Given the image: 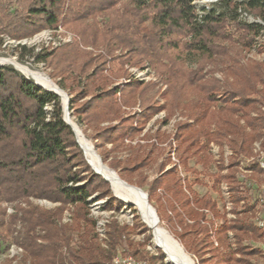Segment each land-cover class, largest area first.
I'll list each match as a JSON object with an SVG mask.
<instances>
[{"label": "trees", "instance_id": "obj_1", "mask_svg": "<svg viewBox=\"0 0 264 264\" xmlns=\"http://www.w3.org/2000/svg\"><path fill=\"white\" fill-rule=\"evenodd\" d=\"M195 1L0 0V35L7 33L20 40L59 25L75 32L72 42L45 50L40 58L54 69L53 77H61L63 88L72 87L70 109L91 129L89 136L98 148L105 149L102 161L106 162L109 152L132 148L128 157H114L109 163L127 182L134 183L130 180L133 173L151 165L168 140L165 132L157 131L145 134V143L125 144L126 139L142 133L163 108L148 97L155 83L144 85L131 79L112 86L117 79L128 77L126 64L141 66L145 59L168 83L173 99L180 95L198 97L184 113L193 122H177L175 139L184 165L189 168L188 160L201 153L208 159L211 141L226 142L234 152L227 168L234 170L237 157L249 155L254 142L264 139V112L259 106L264 102V61L243 64L231 53L251 48L255 36L264 30L262 23H249L240 16L242 8L264 21V0H219L211 9H203L200 16ZM103 12L112 17L102 25L86 21L88 15ZM181 32L190 33L187 48L221 66L218 70L225 74L224 82L209 76L202 62L196 69H186L179 55L167 53L166 47H178L172 37ZM119 49L120 54L116 52ZM165 58L169 60L163 61ZM138 99L141 112L126 116L124 107L135 106ZM49 104L50 112L46 109ZM214 104L220 106L214 109ZM104 122L109 124L102 125ZM76 138L64 120L59 95L39 87L13 66H0V235L8 245L12 240L23 249L28 264H114L118 246H123L127 228L117 221L109 225L108 248L97 240V220L90 216L89 198L94 194L97 199L107 198L106 208H119L121 201L114 196L109 181L91 168ZM106 143L112 148L106 149ZM144 148L150 149L147 154ZM165 166L166 162L159 164L148 197L185 250L195 254L199 264H256L253 258L263 251L252 242L263 239L264 230L247 212L236 209L243 197L235 173L216 176L215 186L231 182L236 218L220 225L219 245L214 246L208 225L203 223L207 213L202 210L219 216L212 193L208 190L200 197L192 189L188 192L192 186L185 181L184 187L177 167ZM218 166L221 172L226 168L223 158ZM143 182L136 185L143 187ZM31 198L60 202L61 206L45 209L33 204ZM4 202H15V211L7 215ZM67 204L75 205L73 221L62 223ZM229 231L234 232L235 247L228 240ZM126 242L124 252L130 250L131 255L146 258L147 252L130 240ZM207 249L216 261L208 263ZM160 256L164 258V253Z\"/></svg>", "mask_w": 264, "mask_h": 264}, {"label": "rangeland", "instance_id": "obj_2", "mask_svg": "<svg viewBox=\"0 0 264 264\" xmlns=\"http://www.w3.org/2000/svg\"><path fill=\"white\" fill-rule=\"evenodd\" d=\"M238 1H246V0H238ZM218 2L219 0H196L194 4L196 6L197 13L200 16L204 13L203 9H207V10L211 9L213 7V4ZM219 6L220 8H222L221 5ZM244 12L246 11L241 8L240 16L242 19L245 17V19H247L248 22L250 21L249 23L257 22L260 21L259 19H261L249 12H247L249 15L246 16ZM109 17H112V15L111 14L105 15V13L103 12V13H98L96 15H88L86 17L87 19L86 21L88 23H93L95 25L98 24L102 25V23L105 20H108ZM230 29L234 30L233 27ZM74 36H75V32L67 29L64 25H59L57 29H51V28L41 29L32 36L20 40L11 38L7 33H2L0 35L2 39L0 43V56L4 58H14L20 61L21 63L27 64L32 69L44 71L59 86H61L59 84L61 77H53L52 73L54 69L46 61H42L40 57L45 50H52L54 47H57L64 43L72 42ZM235 37H236L235 39H237L238 35L236 34ZM190 38L191 36L189 32L188 33L181 32L178 34L176 33L174 37H172V40L178 41L177 44L178 47L173 48L169 46L166 47L165 50L169 55H179L180 61L183 64V67L186 69H196L201 64L200 62H202V64L205 65V71L206 70L210 71L209 76L214 75L220 78L222 82H224L226 76L225 74H223L221 71L218 70L219 69L218 67L221 66H218L216 63H212L200 58L195 51L186 47L185 43ZM23 45L26 48H23L22 47ZM116 52L120 54L121 50L119 49ZM231 53L233 55L238 56L241 59V63L243 64L253 61H264V30L259 35L255 36L251 48H247L243 50L241 49L240 51H232ZM168 60H169L168 58H165L163 61H168ZM4 65L13 66L15 68V66L12 64L5 63ZM125 67L129 74L128 77H121L117 79L112 84V86L123 84L131 79L139 80L142 83H144V85L148 83H155L156 87L154 90H152L149 93L148 97H150L151 102L154 103L155 105L163 106V108L160 111H158L153 116V118L147 122L144 129L142 130V133L136 135L134 139H126L125 144L136 146L137 143L139 142L145 143L147 140L143 139L144 135L145 134L154 135L157 131L165 132L168 137L167 142L164 143V147H165L164 151H159L158 153H156L157 159L151 165H148L142 170L133 173L132 177L130 178V180L134 182L132 185L137 186L136 182L144 179L143 187L141 188L148 193V188L152 180L158 176L159 164L162 161L166 162V166H165L166 169L176 166L178 170V175L182 178L184 187L185 188L187 187L185 181L190 183L192 186L191 188L188 187L187 190L188 192H190V190L192 189L200 197H202L209 190L212 193L213 198L216 200L218 204L217 207L219 213L218 217H215L212 211L208 209H202V210H204L207 213L206 220L203 223L208 225L214 246H218L219 236H220L219 234L220 225L225 223L226 221L230 222V220L236 218V214L234 213L233 210L235 209V207L232 202V192L230 187L231 182L229 180H225L222 181L219 185L215 186L216 184L215 180H216V176L219 173H230L231 171H233V173H235L234 174L236 179L235 182L238 187L239 194L240 196L243 197L239 206L236 207V209L239 211L247 212V215L251 218V220L256 221L257 216L259 215L260 212L261 197L264 192V188H263L264 170L261 169L259 165L260 156L262 155L261 152H264V146H263L264 139L262 138L254 142L252 152L249 155L243 154L237 157V162L234 167V170L227 168L228 164L231 161V156L234 155L233 150L226 142L223 144H219L214 141H211L209 143L207 149L209 155L208 159L205 158L203 153L199 155H194L188 160L187 163L189 168H187L179 157V149H178L179 143L175 139V133L177 131L178 121L187 120L193 122V119H191L188 115L184 113L189 111L188 105L190 106V104L196 101L198 97L192 95L191 96L180 95L177 97L176 100L173 99L170 96L168 83L165 82L162 76L157 73V71L154 69L149 59H145L143 65L141 66L126 64ZM30 80L33 79L30 78ZM71 88L72 87L69 88V86L63 88L67 92L70 101L74 99V94H72L73 89ZM74 89L76 92L79 91L78 87ZM69 105L71 107V104ZM219 106L220 104H214L213 108L215 109L218 108ZM259 106L264 112V102H261ZM70 107H69V113L71 117L78 123V125L82 129L83 134L90 140V142L95 147L98 155H100L102 158V153L105 152V149L98 148L96 142L89 136V134L91 133V129L87 127L85 123L79 122V118L73 114V109H70ZM46 109L48 112H50L52 110V104H49L46 107ZM141 109L142 106L140 99H138L135 106L124 107L126 116L140 113ZM173 111L174 113L170 114ZM241 122L243 124L245 123L244 120H241ZM106 124H109V122L102 123V125H106ZM105 148L111 149L112 144L106 143ZM142 150L147 154V151H149L150 149L144 148ZM83 152L88 162L86 153L84 150ZM130 154H132V148L123 149L116 152H109L106 162L105 161L103 162L107 164L110 168H112L109 165V163L114 157L123 159L125 157H128ZM222 158L224 160V165L226 168L221 172L218 169L219 167L218 165H219V161H221ZM112 169L115 170L120 176L119 169L118 170L114 168ZM121 179L123 178L121 177ZM110 186L112 189L111 183ZM114 196L119 201H121L119 208H109V207L106 208V205L108 204L107 198L97 199L95 194L89 198V205H88L90 216L97 220V224L95 226V233L98 242L103 247L105 248L109 247L108 231H109V225L112 221H117L120 225L126 226L127 228L126 235L123 237V246L122 247L118 246L117 252L113 259V263L114 264H172L166 259V254L162 251V249L158 246H155L153 242L152 229L144 222L138 207L133 203L126 202L125 200L120 198L117 194L116 195L114 194ZM31 201L33 204L39 205L40 207H43L45 209H54L58 206H61L60 202H54L48 199L31 198ZM245 202L249 203V205H253L254 208L248 209L247 206L244 204ZM154 203H156V201H154ZM14 205L15 202L3 203V207L6 208L7 215L15 211ZM23 205L26 206V203H23ZM246 209H248V211H246ZM74 212H75V205L67 204L63 212L61 222L71 223L73 221ZM159 218L162 225L166 227L174 235V237L178 239L180 243L183 245L181 240L169 227V222L164 218L161 217ZM188 221L193 222V220L190 219ZM17 227L19 228V226ZM129 240L136 244V248L140 249L141 251L147 252L146 258L144 257L143 259L140 256H133L129 253L130 250H128L127 252L123 251L125 250L124 248L127 247L126 241ZM228 240L235 247L236 244H235V237L233 231H229ZM262 242H264V238L257 242H252V243L255 247H260V244ZM162 252L164 253V258H161L160 256V253ZM187 252L191 255V257L195 261V264H199L198 257L192 252L189 251ZM211 255H212L211 250L207 249L205 257L209 259L208 263H212L216 261L215 259L214 260L211 259ZM253 261L256 264H264V254L255 256L253 258ZM28 263L29 261L25 260L24 258L23 249L18 245H16L12 240L9 242L8 245V243L5 242L0 235V264H28Z\"/></svg>", "mask_w": 264, "mask_h": 264}, {"label": "bare ground", "instance_id": "obj_3", "mask_svg": "<svg viewBox=\"0 0 264 264\" xmlns=\"http://www.w3.org/2000/svg\"><path fill=\"white\" fill-rule=\"evenodd\" d=\"M3 63L14 65L20 72H22V74L24 73L29 78L37 81L39 84L43 85L45 89L55 91L63 95V104L65 107L67 106L65 93L62 91L63 88L59 86L47 73L41 70L32 69L27 64L21 63L14 58H4L0 56V64ZM65 118L75 128L79 142L95 170L110 179L114 191L120 198L126 202L133 203L138 207L144 222L152 229L153 242L155 246L162 249V251L166 254V259L172 264H195V261L185 250L180 241L162 225L157 211L154 209L152 204L151 206L148 204L144 190L141 191L134 185L122 181L119 174L102 161L93 144L83 134L78 123L71 117L70 114L67 113V111L65 113Z\"/></svg>", "mask_w": 264, "mask_h": 264}, {"label": "water", "instance_id": "obj_4", "mask_svg": "<svg viewBox=\"0 0 264 264\" xmlns=\"http://www.w3.org/2000/svg\"><path fill=\"white\" fill-rule=\"evenodd\" d=\"M2 65H4V63H3V64H0V66H2ZM15 68H16V67H15ZM16 69H17V68H16ZM24 75H25V74H24ZM25 76H27V75H25ZM27 77H28V76H27ZM28 78H29V77H28ZM29 79H30V78H29ZM34 82H35L39 87L44 88V86L41 85V84H39L37 81L34 80ZM46 90H47V89H46ZM47 91H50V90H47ZM62 91L65 93V97H66V99H67V106L65 107L64 104H63V106H64V120H65V122H66L68 125H70V126L72 127V129H73V131L75 132L76 137H77V133H76L75 128H74L73 125H72L71 123H69V122L67 121V119L65 118V113H66V111H67L68 114H70V113H69L70 98H69L67 92H66L64 89H62ZM50 92H53V93L59 95V96L62 98V101H63V98H64L63 95H61L60 93H57V92H55V91H50ZM77 142H78L79 146L83 149L82 145H81L80 142H79L78 137H77ZM83 150H84V149H83ZM99 156H100V155H99ZM100 158H101V156H100ZM101 159H102V158H101ZM88 162H89V164L91 165V163H90L89 160H88ZM91 166H92V165H91ZM92 168L95 170V168H94L93 166H92ZM95 171H96V170H95ZM96 173L102 175L107 181H109V182L111 183L110 179L107 178L104 174H102V173H100V172H98V171H96ZM121 180L124 181L125 183H128L127 181H125V180H123V179H121ZM111 185H112V183H111ZM135 187H136L137 189L143 191V189H142L141 187H138V186H135ZM112 190H113L114 194L116 195V192H115L114 189H113V185H112ZM144 193L146 194V200H147L148 204L151 206V203H150V201H149V197H148V193H147L146 191H144ZM154 209H155V208H154ZM155 210H156V209H155Z\"/></svg>", "mask_w": 264, "mask_h": 264}, {"label": "built area", "instance_id": "obj_5", "mask_svg": "<svg viewBox=\"0 0 264 264\" xmlns=\"http://www.w3.org/2000/svg\"><path fill=\"white\" fill-rule=\"evenodd\" d=\"M245 15H249L247 12H244ZM201 14V13H200ZM251 16V15H250ZM245 21H247V19H245V17L243 18ZM260 21H257V22H252V23H262L264 24V21L259 19ZM248 22V21H247ZM250 22V21H249ZM260 150V149H259ZM261 156H260V160H259V165H260V168L264 170V152H261ZM264 188V186H263ZM256 223L257 225L262 229L264 230V192H263V195L261 197V203H260V212H259V215L257 216V220H256ZM260 248L262 249L263 251V254H264V242H262L260 244Z\"/></svg>", "mask_w": 264, "mask_h": 264}]
</instances>
